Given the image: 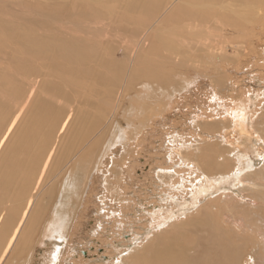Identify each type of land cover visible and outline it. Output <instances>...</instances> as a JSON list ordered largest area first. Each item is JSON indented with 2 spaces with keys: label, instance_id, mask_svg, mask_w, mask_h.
Masks as SVG:
<instances>
[{
  "label": "rangeland",
  "instance_id": "374dc122",
  "mask_svg": "<svg viewBox=\"0 0 264 264\" xmlns=\"http://www.w3.org/2000/svg\"><path fill=\"white\" fill-rule=\"evenodd\" d=\"M127 1L114 0V3H116L111 8L114 7L116 9L113 12L121 14L128 11L125 10L126 7L124 8ZM164 1L167 2L168 0H163V3ZM242 1L240 2L241 4L247 5L245 1L248 0ZM122 5L123 7H121ZM167 5L169 4H165L162 7L166 8ZM262 6L259 10V18L254 24L246 26L244 23L243 26L245 27L242 26L234 33H231V28L225 29L219 24L214 28L216 23L212 21L213 25L210 22L208 26L207 24L199 26L201 23L197 22L195 25L188 27H180V24L183 25L185 22L167 21L165 23L167 26L165 24L161 26L163 34H165L163 35L164 38L162 37L161 41H159L158 37L152 38L153 41H150L151 43L149 42L146 45L148 47L141 49L140 52L142 53L143 51L142 54L131 52L134 49V43L129 39L130 35L127 29V31L124 30L125 32L122 30L125 33L122 39L116 38L115 43L112 42L110 50H104L101 47L97 49L98 53L100 52L101 54L97 52L96 54L89 48L83 51L74 48L70 55H66L63 58L64 54L52 53L54 51L52 49L56 48V45H59L55 40H37L33 43L31 38H37L38 36L35 33L39 30L30 31L29 28L14 27L15 30L12 32L10 30L5 31L0 26V92H2L0 93V172L4 168V162L7 159L20 157L22 155L21 152L24 153L18 148L22 140L31 137L33 138V144L36 145L28 155V157H31V153L34 154L33 162L30 165L26 164L27 166L24 167L20 174V178L23 176L22 174L26 175L24 178H28L29 184L23 185L19 183L20 188L13 190V193L9 192L10 195L14 194V197L9 194L8 197L0 196V256L7 245V239H10L15 227L20 222L22 208L25 207V203L31 197V208L28 210L27 218L25 217L21 220L19 229L16 232L17 237L13 240L15 242H12L13 246H9L10 248H8L2 260L3 262L1 261L2 263L0 264H50L49 260L53 258V245L55 244V239L51 236V230L59 213V211L55 212V210L61 209L57 205H59L58 200L62 195L69 202L66 209L67 219L63 221L65 223L64 226H66L65 229L68 230L69 234L65 239V244L62 246L61 253H59L60 255L58 254L59 258L55 264H112L120 257L125 258L127 255L140 254L148 243L146 240L149 241L154 238L153 236L161 235L160 231H164L162 235L166 234L165 236L172 234L179 246H182V249L186 252L185 254H192L195 251L192 240L196 238L193 234L194 232L191 231L193 221L188 220L186 228L181 231L177 229L170 232L173 229L170 227L174 222L179 221L181 222L180 224H184L190 215H192L191 220L206 219V233H211L214 236L215 233L218 234V231H220V221L224 215L223 213H228L226 212L227 209L224 208V205H226L224 204V200L230 202L236 201L239 207L242 206L246 209L247 206L239 200L228 198V196L223 198L224 194L222 192H230L236 189L233 177L228 178V181L224 183L223 186L225 188L219 189L207 196L201 195L198 201L194 203L192 202V192L188 188L190 184H188L187 179L189 178H187V172L184 174L179 172L174 176L173 180H177L181 175L187 181H185L186 188L183 192L171 189L172 195L169 189L167 190L165 186H161L158 183L152 172L156 166H167V163L164 162L166 155L164 156L163 148L169 146L166 143L168 137H171L170 135L178 133L179 139L197 143L196 138L206 132L205 116L212 113L213 109H217L215 101L211 98L210 88H217L220 95L226 101H234L237 104L245 100L251 101L248 102V118L255 111L261 112L258 108V102L262 101L263 98H257L258 94H261L264 89V4ZM120 7L122 8L121 10ZM149 8L139 7V10L136 9L137 11L135 10L130 14L135 16L134 18H142L145 16V13L146 15L149 14ZM128 26L130 28L132 25L128 24ZM162 27H166L167 30ZM46 28L47 30L52 29L51 26H46L43 30H46ZM187 28L188 30H186ZM205 28L209 31H206ZM107 29L110 30L111 27ZM113 32L117 34L115 30ZM178 33L180 35L183 34L182 37ZM29 35L31 36L29 37ZM225 37L226 39H224ZM243 38L245 41H243ZM31 41L33 44L29 43ZM27 43L34 48L30 47V49ZM50 46H53V48ZM120 46L122 49L119 48ZM127 47L129 49H126ZM222 47L223 49L225 47L227 50H223ZM36 49L37 51H35ZM169 49H175L173 51L174 54ZM218 50L219 52L217 53ZM77 51L79 52L76 54ZM94 53L96 56H99L95 58ZM59 54L63 56L60 57ZM30 55L31 59L29 58ZM168 55H170L171 61H180L185 64L180 69L166 67L165 63L167 60L165 57ZM210 55L214 59L216 57L215 65L206 64V59ZM235 56L238 58L237 60ZM81 57H85L84 60L83 58L79 59ZM17 58L20 60L19 63H17ZM47 59L51 60V62ZM55 60H59V62ZM45 61L46 64L44 63ZM71 61H73V64ZM190 61H192V64ZM90 63H93L92 66ZM52 66L57 70H51ZM208 66L210 67L208 68ZM15 67H18V69ZM58 69L61 74L57 72ZM13 72H15V75ZM13 76H17L16 79ZM189 79H193L194 81L190 80L189 82ZM8 80L11 81L9 82ZM73 81L78 86H75L72 83ZM214 83L217 86L213 87ZM143 85H145L144 88L142 87ZM15 86L17 87L16 89ZM141 90L142 92H140ZM112 104L115 105L112 106ZM110 105L112 108H110ZM263 113L262 111L261 114ZM197 114L201 115L199 119L201 122L196 119L199 126H195L196 122L193 121L192 117ZM93 124L95 125L92 127ZM260 124V131L258 133H255V128H251V118L248 119V123L245 124V129L243 130L247 133H244L238 127H235L236 129L234 127H225L226 130L223 132L221 130L222 135L229 140L227 141L226 139V142L236 147V151H231V154L237 152V150L238 152H252L253 162L256 167L261 164L263 158L255 156L252 149L250 151V147L257 144L258 141L260 142V139L264 140V135L261 133L264 131V123ZM116 133L126 139L122 138L117 142H113L117 138ZM115 136L116 138H114ZM245 138H249V141L247 142ZM16 139L18 140L16 141ZM52 147L54 150L48 166L43 173L42 183L40 182L35 189L34 180L39 174L40 168H42L45 155H47ZM84 152H86V156L81 158L80 164L78 163L79 166L82 165L81 170L76 171V168H70L73 167L70 159L73 160ZM176 158L177 156L174 157V159ZM85 166L87 168L90 167L92 173L90 172V181H88L89 183L83 195H80V184L82 185L83 179H85ZM28 167L30 172L26 170ZM68 171L72 177H77L78 175L77 178L80 182H76L78 187L75 191H71L67 182H64L63 175L68 173ZM30 173L31 175L29 176ZM104 177L107 181H103ZM57 182L60 183L58 184ZM192 182L195 183L194 180ZM105 187L108 188L105 189ZM17 189L19 191H16ZM191 189L193 190V188ZM260 190L262 189H259L258 192L263 193ZM243 193L244 195L252 194V192L247 191ZM99 196H102L104 204L98 201ZM212 197H217V200ZM123 198L124 200H121ZM245 200L247 199L245 198ZM111 210L115 211L114 217L102 215V213H106L107 211L110 213ZM236 216H239L238 220H242V217L244 219L241 221L244 223L240 229V232L244 236L239 238V240L231 242L234 243L238 250V259L235 264H244V260L254 247L252 243L254 240H257L258 234L255 232L253 238L248 231H244L243 229L246 225L251 224L254 219L256 221V218L255 216L251 217L248 213L244 216L242 213L240 215L236 214ZM245 217L248 218L246 219ZM30 221H35L34 224L37 223V225L30 224ZM158 222L160 223L158 224ZM30 226L34 228H30ZM93 229H97L96 235L91 233ZM22 234L26 235L23 237ZM196 235L198 236L199 234ZM212 236L210 241L212 240ZM25 238H29V240ZM162 239L165 240L166 237L163 236ZM188 239L191 243L188 242ZM210 241L206 242V249L210 247L211 243L215 242ZM198 248L201 249V247Z\"/></svg>",
  "mask_w": 264,
  "mask_h": 264
},
{
  "label": "bare ground",
  "instance_id": "6f19581e",
  "mask_svg": "<svg viewBox=\"0 0 264 264\" xmlns=\"http://www.w3.org/2000/svg\"><path fill=\"white\" fill-rule=\"evenodd\" d=\"M241 1L242 0H229V1L228 0H173V1L172 0H168L167 2L164 1V3H163V0H128L127 2H125V5H124V8L126 7L125 10H128V11H125L124 13H121V14H116V13H114L115 12L114 10L116 8L115 9H114V7L111 8V6H113L116 3V2L114 3V0H0V26L2 28H4L5 31L6 30H10L12 32H14V30H15L14 27L22 28V29L23 28H29L30 31L31 30L32 31L39 30V31H37L35 33V35L38 36V37L34 38V39L31 38L33 43L36 42L37 40H44V41H46V40H55L56 42H58L59 45H56V48H53V46H50V47L53 48L52 50H54L52 53L53 54L54 53L64 54V56L62 55L63 58H65L66 55H70L74 48H78L79 51L88 50V48H89V49H91V51H93L95 53L96 52L98 53L97 49H100L101 47L104 50H110V48H111L110 46L113 44L112 42L115 43V41L118 38L122 39L124 37V34H125L124 30L127 29L128 30V34L130 35L129 39L132 41V43H134V45H133L134 49L132 48L133 50L131 52L132 53L135 52V54H136V52L141 53L140 52L141 49L147 48L148 46H146V45H148L150 41H153L154 38L158 37L159 41H161V39L164 38L163 35H165V34H163L164 32L161 29V26H162V24H165L167 21L172 22V20H173L175 22H185L186 25L185 24H183V25L180 24V27H183V26L188 27V26H191V25H195L197 22L201 23V24H199V26H202V25H205V24H207V26H208V23L210 24V22L212 21V22L216 23L214 28H216V25L219 24L222 27H224L225 29L226 28H231V33H234L237 30H239L243 26L244 23H245L246 26L250 25V24H254L256 22V20H258V18H259V13H260L259 10L261 9V6L264 4V0H256V1L248 0V1H245V3L247 2V5L245 3H244L245 5L241 4L240 3ZM121 2H123V1H121ZM242 2H244V0ZM165 4H169V5H167L166 8H163L162 6H165ZM116 7H117V5H116ZM121 7H123V5ZM121 7H120V10L122 9ZM139 7H146V8L150 7L149 8L150 9L149 10V14L146 15V13H145V16L142 17V18L141 17L134 18L135 16H132V14H130V13H133L136 9L139 10ZM262 10H263V8H262ZM145 11H147V10H145ZM262 14H260V15H262ZM142 15H144V14H142ZM212 22H211V24H212ZM128 24H130L132 26L129 28ZM46 26H49V27L51 26L52 29L50 28L49 30H47V28H46V30H43ZM1 27H0V29H1ZM108 27L109 28L111 27V29L108 30L107 29ZM171 27H173V26L171 25ZM218 27H220V26H218ZM222 27H220V29L224 30ZM243 27H245V26H243ZM118 28H120V29H118ZM162 28H164V27H162ZM164 29L167 30L166 27ZM189 29H190V27H189ZM113 30H115L117 34H115L113 32ZM186 30H188V28ZM249 30H247V31H249ZM183 31H185V30H183ZM206 31H209V30L206 29ZM198 32H199V30H198ZM217 32H218V30H217ZM38 33H39V35H38ZM206 34H208V33L206 32ZM182 35L183 34H181L180 37H182ZM244 35H242V36H244ZM30 36L31 35H29V37ZM32 36H33V34H32ZM215 36H217V35H215ZM175 37H177V36H175ZM220 39H222V38L220 37ZM224 39H226V37ZM231 39H232V37H231ZM186 40H188V39H186ZM196 40H198V39H196ZM32 41L29 42V43H32ZM243 41H245L244 38H243ZM217 42H216V44H218ZM219 42H221V41H219ZM231 42H232V40H231ZM223 43H225V42H223ZM152 44H153V42H152ZM120 45H121V43H120ZM31 46L29 45V48ZM221 46H222V44H221ZM236 46H237V44H236ZM243 47H245V45H243ZM31 48L33 49L34 47H31ZM119 48H121V46ZM126 49H129V48L127 47ZM210 49H211V47H210ZM218 49H219V47H218ZM222 49H223V47H222ZM224 49H225V47H224ZM238 49H241V48H238ZM130 50H131V48H130ZM169 50H171L170 52L172 54H174L173 51L175 49H169ZM211 50H213V49H211ZM219 50L217 51V53L219 52ZM225 50H227V49H225ZM235 50H237V49H235ZM35 51H37V49ZM79 51H77L76 54ZM112 51H115V50H112ZM206 51H208V50L206 49ZM108 52H110V51H108ZM213 52H214V50H213ZM142 53H143V51H142ZM89 54H90V52H89ZM96 54H95V56L93 55L95 58H97V56H99V55L96 56ZM85 55H87V54H85ZM225 55H226V52H225ZM234 55H236V54H234ZM49 56H47V57H49ZM62 56L60 55V57H62ZM16 57H18V56H16ZM60 57H59V59H60ZM208 57L209 58L206 57L207 58L206 59V64L215 65L216 57H215V59L213 57H211V55L208 56ZM219 57H220V54H219ZM222 57H223V55H222ZM24 58H25V56H24ZM29 58L31 59V55L29 56ZM51 58H48V59H51ZM82 58L84 60L85 57H81L79 59H82ZM165 58L167 60V62L165 63L166 67H173V68L180 69V67L185 64V63L184 64L181 63L180 61L179 62H175L173 60L171 61L170 55L166 56ZM224 58H226V57H224ZM235 58H236V56H235ZM126 59H129V58H126ZM237 59L238 58H236V60ZM17 60H18V58H17ZM88 60H91V59H88ZM19 61L20 60H18L17 63H19ZM55 61L59 62V60H55ZM188 61H187V63H188ZM49 62H51V60ZM72 62L73 61H71V63ZM76 62H78V61L76 60ZM190 62L192 64V61H190ZM233 62H235V60H233ZM44 63L46 64V61ZM60 63H61V60H60ZM223 63H224V61H223ZM33 64H34V62H33ZM75 64H77V63H75ZM90 64L92 66L93 63H90ZM187 65H189V64H187ZM15 66H18V65H15ZM165 66H163V67H165ZM190 66H192V65H190ZM60 67H61V65H60ZM94 67H95V65H94ZM209 67L210 66H208V68ZM211 68H212V66H211ZM213 68H214V66H213ZM16 69H18V67ZM60 69L62 70V68H60ZM145 69H147V68H145ZM11 70H12V68H11ZM51 70L54 71L55 67L52 66ZM153 70L155 71V69H153ZM59 71L60 70L58 69L57 72H59ZM157 71H159V70L157 69ZM61 72L63 73V71H61ZM151 72H152V70H151ZM164 72H168V71H164ZM214 72H215V70H214ZM13 73L15 75V72H13ZM16 74H17V72H16ZM54 74H56V73H54ZM59 74H61V73L59 72ZM185 75H187V74L185 73ZM16 77H14V78L16 79ZM18 78H17V80H18ZM209 78H210V76H209ZM19 79H21V78H19ZM80 79H81V77H80ZM184 80H186V79H184ZM190 80H193V79H189L188 81L190 82ZM82 81H83V79H82ZM188 81H186V82H188ZM18 83H19V80H18ZM72 83L75 86H78V84H75L74 81ZM70 84H71V82H70ZM183 84L185 85V83H183ZM215 86H217L216 83H214L213 87H215ZM142 87L144 88L145 85H143ZM16 88L17 87L15 86V89ZM174 88H176V87H174ZM218 91L219 90H217V88L216 89H214V88L211 89L210 88L211 98L215 101V104L217 105V109H213V112L210 113L209 115L206 114V116H205L206 119H204V116H203V119L206 120V124H205L206 132H204V134L201 135L198 138H196L194 136L196 138V142L197 143H195V142L194 143L186 142V140L184 138H183L184 140L179 139L180 137H179L178 133H175V135H170L171 137H168L167 143H166V145L169 144V146H167V148L166 147L163 148L164 149V156L166 155L165 158H164V162L167 163V166H156V167H154L152 173L155 176V179L158 180V183L161 186L162 185L165 186L167 190L169 189V192L170 191L172 192V190H175L177 192H183V190H185V188H186L185 181L188 180V184H190V186L188 188L192 192L191 193L192 194V202H194V203H196L198 201V198L201 195L207 196V195L212 194L213 192H215V191H217L219 189L225 188L223 186L224 183L226 181H228L227 180L228 178L233 177L236 189L235 190H231L230 192L229 191L222 192L224 194L223 198H226L228 196V198L239 200L240 202L244 203V205H246L247 208L244 209V207H242V206L239 207V204L236 201H231L230 202V201L224 200V204H226V205H224V208L227 209L226 212H228V213H223L224 215H223V217H221V221H220V226H221L220 231H218V234L215 233L214 236H212L211 233H206V219L205 220H198V219H192L191 220V216L192 215H190V216H188V219H186V221H185L186 223H184V224H180L181 222H179V221L174 222L173 225L170 227V228H173L172 230H170V232H173L174 230H177V229L179 231H181L182 229L186 228L188 220L193 221V225H192L193 228H191V231L194 232L193 234L195 235L196 238H194L192 240V244L195 246L194 247L195 251L192 254H185L186 252L184 251V249H182V246H179L177 240L173 237L172 234H170V235L168 234L167 236H165L166 234L162 235V232H164V231H160L159 233H161V235H158L156 237L153 236L154 238L152 240H149V241L146 240L148 243L145 245V247L143 248V251L140 254L136 253V254H133V255H127V257H125V258H121L120 257L119 259H117L115 261V263H112V264H235L237 259H238V252H237L238 250L235 247L234 243H232L231 241L239 240V238L244 236V234L242 232H240V229L243 227L242 225L244 223V222L242 223L241 221H243L244 219L242 217V220L241 219L238 220L237 218L239 216H236V214L240 215V213H242L243 216L246 213H248L251 217L255 216L256 221L254 219L251 222V224L247 223L249 225H246L243 230L244 231H248L250 236L253 237V238H254L255 232L258 234L257 240L256 241L254 240V242L252 243V244H254V247L251 249L250 253L247 255L246 259L244 260V264H264V140L260 139V142L258 141L257 144H255L254 146L251 145L252 147H250V151L252 149V151L255 154V156H257L259 158L260 157L263 158V160L261 161V164L256 167L254 165V162H253V157H252V154H251L252 152L251 153H248L246 151L245 152H238V150H237V152L231 154V151H233V152L236 151L235 150L236 147L231 145L230 143H227L226 142L227 138L224 135H222V133H221V130L223 132V131L226 130L227 127H234V128L238 127V128H240L243 131L245 129V124L248 123V119L249 118H251V128H253V129L255 128V133H258L260 131L259 130L260 129V125H261L260 123H264V113L261 114L262 111L264 112V89L262 90L261 94H258L259 96L257 98V99L263 98L262 101L260 100L258 102L259 103L258 108L261 110V112H256L255 111L254 113H252V115L249 118H248V114H249V106H248L249 104H248V102H251V101L245 100V101H243V102H241L239 104L235 103L234 101L233 102L226 101V99H224V97H222ZM44 92H46V91H44ZM140 92H142V90ZM173 92H175V90H173ZM0 93H2V92H0ZM172 94H174V93H172ZM10 99H11V97H10ZM154 100H156V99H154ZM103 103H105V102H103ZM148 103H149V101H148ZM133 104H134V102H133ZM137 104H139V103H137ZM114 105L112 104V106H114ZM110 108H112L111 105H110ZM209 112H210V110H209ZM39 114H40V111H39ZM104 115H105V113H104ZM212 115H215V116H212ZM194 116H192V117H193V121L196 122L195 126H199L198 125V121H200L199 119L201 118V115L197 114L195 117ZM196 119H198V121H196ZM191 121H192V119H191ZM31 124H33V123H31ZM94 125L95 124H93L92 127ZM98 125H100V124H98ZM95 129H97V128H95ZM250 131L252 132V130H250ZM243 132L247 133L245 131H243ZM261 133H263V135H264V131L261 132ZM261 133H260V135H261ZM19 135H20V133H19ZM116 135H117V133H116ZM84 137H85V135H84ZM261 137H262V135H261ZM18 138H20V137L18 136ZM114 138H116V136ZM122 138L126 139L125 137H122V135L118 134L117 138L113 142H117V141L121 140ZM240 139H241V137H240ZM245 139H247V142L249 141V138H245ZM17 140L18 139H16V141ZM227 141H229V140L227 139ZM19 143H20V141H19ZM33 143H34L33 142V138H31V137L30 138L27 137L26 139L22 140L21 143L19 144L20 147H18V148L20 150H22L24 153H22L20 151L21 154H22L20 157L19 156H17V157L14 156L16 158L12 157V158L7 159L4 162V168L0 172V196H2V197L7 196L8 197L10 195L9 192L11 193L16 188H20L21 187V186L18 185L19 183H22L23 185L24 184L27 185L26 183H28V178L26 177L27 179H25L24 176H26V175H24V174H22L23 176L20 178V174L22 173L24 167L27 166L26 164L30 165L33 162L34 154L31 153V157L30 156L28 157V155L30 154L31 150H33L35 148V146H36ZM81 143H83V142H81ZM44 146H45V144H44ZM78 149H79V147H78ZM53 150H54L53 147L50 148V150L48 151L47 155H45L46 157L44 158L45 160L43 162L42 168H40V172H38L39 174L36 176V179H35L36 181L34 180L35 189L40 184V182L42 180L43 173L45 171V168L48 166V163H49V161L51 159ZM123 150H124V148H123ZM10 151H12V150H10ZM94 153H96V152H94ZM85 154H86V152H84L82 154H79L73 160L70 159V163H72V166H73V167H70V168H74V169L76 168V171L77 170L78 171L81 170L80 168L82 167V165L79 166V164H80L79 161H81V158L86 156ZM107 154H108V152H107ZM175 156H177L176 159H174ZM60 157H62V156H60ZM31 166H29V167H31ZM29 167L26 170L29 171ZM98 167H99V165H98ZM70 168H69V170H70ZM84 169H85V171L87 173L85 172V176H84L85 179H83L82 185L80 184V187H81L80 195L81 194L83 195L84 190H85V188L87 187V185L89 183L88 181H90V172H91L90 170H91V168L90 167L87 168L85 166ZM93 172H95V171H93ZM179 172L180 173L182 172L183 174L185 172H187V178H189V179L186 180L185 177L180 175L177 180H173L174 176H176V174H178ZM30 175H31V173L29 174V176ZM33 175H34V173H33ZM79 176H80V174H79ZM63 177H64V182L65 181L67 182V184L69 185L70 190L71 191L72 190L75 191L76 188L78 187V184L76 183L78 181V178H77L78 175H77V177H72V175H70V173L68 171V173H65L63 175ZM61 178H62V176H61ZM20 180H21V182H20ZM193 180L195 181V183L192 182ZM103 181H107V179L104 177ZM78 182H80V181H78ZM110 182H111V180H110ZM189 182H191V183H189ZM190 187L193 188V190ZM107 188L105 187V189H107ZM259 189H262L260 191L263 192V193H259L258 192ZM52 190H54V189H52ZM114 190L116 191V189H114ZM16 191H19V189H17ZM244 191L252 192V194L251 195H244V193H243ZM16 193H18V192H16ZM72 193H74V192H72ZM172 194L173 193H171V195ZM11 195L14 197V194H11ZM171 195H169V196H171ZM13 197H11V198L13 199ZM212 198H215V197H212ZM245 198L247 200H245ZM57 200H58V198H57ZM121 200H124V198L121 199ZM73 201H75V200H73ZM98 201H100L101 204L105 203L102 200V196L98 197ZM30 203H31V197L28 198L27 203H25L26 204L25 207L22 208L23 209V211H21L22 212L21 213L22 216H20L21 219L19 218L20 222H18L17 226L15 227L14 232L12 231L13 234L10 237V239L9 240L7 239V241H8L7 245L5 246V249H4L3 253H2V255L0 256V263L3 262L2 260L4 259V255L7 252L8 248H10L9 246L12 245V242H15L13 240H14V238L16 239V237H17V233L16 232L19 229V226L21 224V220L23 218H25L26 215H28L27 214L28 210H29V208H31L30 207ZM67 203H69L68 199H66L65 197L63 198V195L59 197V200H58V204L59 205H57V206H60L59 208H61V209H56L55 210V212L59 211V213H58L57 218L56 217H55L56 219L54 218L55 219L54 225H52V223H51V225H52L51 236L55 239V242H54L55 244L53 245L54 246L53 247V253H52V257L53 258H50V260H49L50 264H55L56 261L58 260L59 255H60L59 253H61L62 246L65 244V239L67 238V236L69 234L68 230L65 229V227H66V226H64L65 223H63V221L65 219H67V215H66L67 214L66 213V211H67L66 210L67 209ZM32 214H33V212H32ZM99 214L101 215V213H99ZM102 215L103 216L107 215V217H108V215H110L111 217H114L115 216V211L111 210L110 213H108V211H107L106 213H102ZM29 218H30V216H29ZM32 219H35V218H32ZM68 221H70V220H68ZM34 222L30 221V224L31 223L34 224ZM3 223H4V221H3ZM159 223L160 222H158V224ZM24 224H25V222H24ZM101 224H102V222H101ZM158 224H156V225H158ZM22 225H23V222H22ZM34 225L36 226L37 223L34 224ZM31 226H30V228H34L35 227V226L34 227H31ZM26 227H28V226H26ZM97 232H98L97 229H95V230L93 229L91 233L96 235ZM26 233H28V232H26ZM15 234H16V236H15ZM29 234H30V231H29ZM49 234H50V232H49ZM196 234H199V235L197 236ZM25 235H23V237ZM163 236L166 237L165 240L162 239ZM211 236H212V240L210 241ZM25 239L29 240V238H25ZM209 241L210 242L215 241V242L211 243L210 247L206 249V242H209ZM188 242L191 243V241L189 239H188ZM12 246H11V248H12ZM198 247H201V249L198 248ZM9 252H10V250L8 251V254H9ZM11 253H12V251H11ZM11 253H10V255H11ZM0 254H1V252H0ZM248 261H250V262L247 263Z\"/></svg>",
  "mask_w": 264,
  "mask_h": 264
}]
</instances>
